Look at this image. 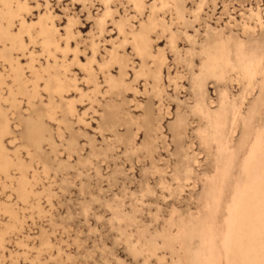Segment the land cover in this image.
<instances>
[{
  "label": "rangeland",
  "instance_id": "rangeland-1",
  "mask_svg": "<svg viewBox=\"0 0 264 264\" xmlns=\"http://www.w3.org/2000/svg\"><path fill=\"white\" fill-rule=\"evenodd\" d=\"M251 39H264V0H0V264L198 256L206 242L180 229L210 215L222 225L211 191L224 159L238 153L239 163L254 138L241 122L232 142L215 130L242 86L206 79L204 63L225 44L244 59ZM258 96L256 87L243 116ZM37 116L50 138L35 149L24 122ZM257 156L253 176L241 177L240 162L225 193L234 181L241 227L224 264L264 260Z\"/></svg>",
  "mask_w": 264,
  "mask_h": 264
},
{
  "label": "bare ground",
  "instance_id": "bare-ground-1",
  "mask_svg": "<svg viewBox=\"0 0 264 264\" xmlns=\"http://www.w3.org/2000/svg\"><path fill=\"white\" fill-rule=\"evenodd\" d=\"M112 1V0H106ZM129 3L136 0H126ZM7 22H10L13 13L11 10L5 15ZM258 21L262 25L261 17L257 14ZM250 32V31H249ZM38 34L39 30H38ZM254 37V36H253ZM253 41L251 48L247 51V56L240 59L236 57L237 49L235 45L215 46L207 56L205 61V78L215 79L217 83L232 78L242 86L240 102L236 109H228L222 104L220 105L219 117L215 119V130L224 126L228 131L230 141L232 142L233 134L240 122L242 123V131L247 130L254 135L252 145L245 151L246 155L238 163V153L230 155L224 159L222 164V185L221 188L211 191V198H217L224 210V221L219 224V216L210 215L202 220H191L182 225L180 236L188 238L198 237L204 243V248L201 253L190 261H183L182 264H224L225 261L231 258L232 248L239 246L238 231L241 227L240 219L236 218L234 209L237 206L238 199L231 201L234 181L229 191V197L225 199V193L233 176L237 164L241 163V177L253 176L256 170V164L259 162L257 153L264 151V125L255 129V121L258 116L264 113V39H251ZM143 41L138 44V49L142 48ZM232 47V48H231ZM239 52V48H238ZM237 52V53H238ZM239 58V59H238ZM258 78L260 82L258 84ZM229 82V80H228ZM238 84V85H239ZM256 87H259L258 101L253 103L245 116L242 114V106L248 95H251ZM256 99V98H255ZM249 100V99H248ZM251 101V100H250ZM247 102V101H246ZM214 103V101H210ZM227 112L230 116L227 117ZM24 134L26 141L32 148L38 149L41 145L50 138L47 127L44 125L42 117L29 118L24 122ZM249 140V139H248ZM237 169V168H236ZM235 177V176H234ZM189 179V175L185 180ZM261 192L264 194V181L261 184ZM230 187V186H229ZM232 207V212H231ZM227 225V228L226 226ZM244 248V247H243ZM256 264H264L263 258L257 261Z\"/></svg>",
  "mask_w": 264,
  "mask_h": 264
}]
</instances>
